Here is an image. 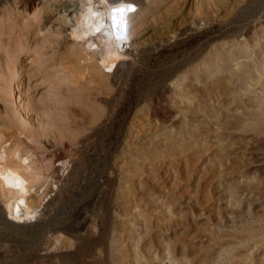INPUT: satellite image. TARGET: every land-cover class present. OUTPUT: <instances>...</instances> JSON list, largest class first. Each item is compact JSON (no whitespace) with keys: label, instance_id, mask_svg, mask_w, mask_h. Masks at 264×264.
<instances>
[{"label":"rangeland","instance_id":"374dc122","mask_svg":"<svg viewBox=\"0 0 264 264\" xmlns=\"http://www.w3.org/2000/svg\"><path fill=\"white\" fill-rule=\"evenodd\" d=\"M78 1L0 0V76L8 51L33 98L26 141L0 87V145L68 162L31 223L9 225L0 192V264H109L111 238L121 264H264V232L240 243L264 228V135L240 130L260 92L238 88L264 80V0H127L140 46L106 85L68 56Z\"/></svg>","mask_w":264,"mask_h":264},{"label":"bare ground","instance_id":"6f19581e","mask_svg":"<svg viewBox=\"0 0 264 264\" xmlns=\"http://www.w3.org/2000/svg\"><path fill=\"white\" fill-rule=\"evenodd\" d=\"M78 3L79 5L77 4L78 7H76L77 9H75L76 12L74 13L72 19L70 18V27L68 25L69 20L68 22L67 20H65V18L63 20L65 23L67 22L69 28L68 36L70 39V44L68 45V56H70V58L72 57L77 63L83 61V63L94 65L95 76H93V78L98 77L101 81H103L102 84L106 85L107 78L109 76L115 77L120 71V66L126 64V60L130 58V53L127 50L136 49L140 46V44L133 38L137 34L139 28L138 26L140 25L136 21L142 14H144V11H142V9L139 7L137 12L132 13L134 5L127 0H79ZM101 4L104 5V11L98 9L99 5ZM209 6H211V4H209ZM148 7H150V4L148 5ZM247 22L244 24L247 25ZM237 38L239 39V37ZM123 42H127L126 45L123 46L124 48H118V45ZM238 45L239 48H243L246 51L245 55L248 59L250 58V56H256V52L253 51V49L254 47H257L259 45L254 40L241 41L238 43ZM248 50L252 51L248 52ZM262 50L263 49H260L259 52H262ZM15 51L18 52L19 49L17 48ZM6 58L5 59L9 61L10 64L8 65L7 72H5V74H1L0 76V87L8 84L7 88L4 91L2 90V92L5 94L6 99L8 98V92L10 93L9 102L12 105L13 109V118L11 119V124L14 126V124L17 122L15 116L19 115L20 118L24 119L23 123L19 122V124L21 123L20 126L22 127V130L19 131V135L27 136L24 129L28 127V123L26 122V120L29 115L28 112L31 109V100L33 98L31 96V93L28 92V89H23L22 87L17 86V90H14L15 92L12 91L11 84L13 81V77L16 75V71L14 66H11L12 63H14L16 56L11 55V53L7 51ZM28 63L34 64L32 60H29ZM88 67L83 68L88 69ZM255 67L256 68L254 69L256 73L259 76H262L264 74V61L258 60ZM234 68L235 67H233V69ZM78 73L79 72H77L76 76L78 75ZM70 74L71 73H67L64 75V77L68 79L70 78ZM80 77H82V75H80ZM260 80L261 79L259 78L254 82V79H238V81L240 82L238 88H243L242 92H246V89L248 87L251 88L252 92H260V98L256 106V111L250 112L249 114H246L247 112H243L245 114V118L241 124L238 123L241 125V132H254L256 130H260V134L264 135V98L262 97V93L264 92V80L260 84L259 89L254 88L255 84ZM40 99H46L44 94H42ZM234 118H236V116ZM30 137L32 136L28 135L26 141ZM7 142L8 141H5L0 145V192L1 196L5 199L3 209H5L6 214L9 216V218H6V222L9 225L20 227L19 224L22 222L26 223L29 221V223H31L33 219H38V212L40 211L39 209L42 205V200L38 193H40L42 196V193L48 185L53 186V180L58 177L59 174L61 175L63 173V171L67 167L68 162L66 160H61L57 165L52 162L43 164L41 168H38L35 165L38 164L37 161L35 160L34 156L29 153L28 150H20L21 148H17L18 144L15 143L17 145H15L16 149L10 153L6 149L8 148V146L6 148L4 146V144H6ZM9 142H11V140ZM27 144H29V141ZM12 147L14 148V146ZM263 232L264 228H259L257 230L248 228L246 231V235L240 238V243H247L249 240L254 238L257 233L262 234ZM109 246L110 253L108 257V263L121 264L122 262L120 257L118 258V256L115 254L114 238L110 239Z\"/></svg>","mask_w":264,"mask_h":264},{"label":"built area","instance_id":"2783aa9c","mask_svg":"<svg viewBox=\"0 0 264 264\" xmlns=\"http://www.w3.org/2000/svg\"><path fill=\"white\" fill-rule=\"evenodd\" d=\"M126 43H127V42L120 43V44L118 45V48H122L124 45H126ZM123 48H124V47H123Z\"/></svg>","mask_w":264,"mask_h":264}]
</instances>
